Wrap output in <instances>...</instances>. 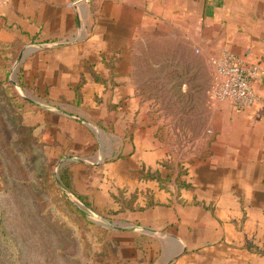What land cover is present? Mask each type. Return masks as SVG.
<instances>
[{
    "label": "crops",
    "instance_id": "1",
    "mask_svg": "<svg viewBox=\"0 0 264 264\" xmlns=\"http://www.w3.org/2000/svg\"><path fill=\"white\" fill-rule=\"evenodd\" d=\"M71 1L0 0V41L46 46L24 74L92 146L77 196L111 185L119 228L140 230L112 229L111 264H264V0H106L94 19ZM224 52L258 68L248 109L211 100Z\"/></svg>",
    "mask_w": 264,
    "mask_h": 264
},
{
    "label": "rangeland",
    "instance_id": "2",
    "mask_svg": "<svg viewBox=\"0 0 264 264\" xmlns=\"http://www.w3.org/2000/svg\"><path fill=\"white\" fill-rule=\"evenodd\" d=\"M72 1L85 11L89 7L94 19L106 0ZM44 48L0 41V264H111L112 228L128 225L117 222L123 209L111 208V185L97 205L77 196L79 187L70 175L95 165L92 149L91 164H78L76 153L92 146L77 143L81 128L61 120L60 113L76 110L58 96L44 103L25 78L27 57ZM21 53L25 56L18 62ZM50 105L56 112L44 110ZM79 177L81 183L83 173Z\"/></svg>",
    "mask_w": 264,
    "mask_h": 264
},
{
    "label": "built area",
    "instance_id": "3",
    "mask_svg": "<svg viewBox=\"0 0 264 264\" xmlns=\"http://www.w3.org/2000/svg\"><path fill=\"white\" fill-rule=\"evenodd\" d=\"M72 8L77 9L79 2L72 1ZM214 78L210 90L214 102L230 101L239 109L250 108L256 100L253 84L259 71L254 65L246 64L231 52H224L211 61Z\"/></svg>",
    "mask_w": 264,
    "mask_h": 264
},
{
    "label": "water",
    "instance_id": "4",
    "mask_svg": "<svg viewBox=\"0 0 264 264\" xmlns=\"http://www.w3.org/2000/svg\"><path fill=\"white\" fill-rule=\"evenodd\" d=\"M61 46H64L63 43H55V44H52L50 45V47H61ZM25 56V53H21L19 58H18V62H21L22 59L24 58ZM14 86L16 89H19V87L13 82ZM88 127H90V125H88ZM57 184L63 189V191H65L67 193V189L65 188V186L63 184H61V182L57 179L56 180ZM68 195V193H67ZM112 229H116V230H126V231H136V230H139L138 228L137 229H133V228H115L113 227ZM140 231V230H139Z\"/></svg>",
    "mask_w": 264,
    "mask_h": 264
}]
</instances>
